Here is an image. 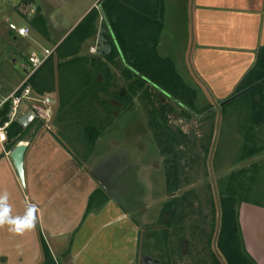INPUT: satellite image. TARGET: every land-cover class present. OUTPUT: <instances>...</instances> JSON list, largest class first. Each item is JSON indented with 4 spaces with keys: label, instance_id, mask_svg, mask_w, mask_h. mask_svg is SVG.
<instances>
[{
    "label": "rangeland",
    "instance_id": "1",
    "mask_svg": "<svg viewBox=\"0 0 264 264\" xmlns=\"http://www.w3.org/2000/svg\"><path fill=\"white\" fill-rule=\"evenodd\" d=\"M98 1L0 0V100L23 82L29 71L24 69V65L28 63L30 51L39 53V46H56L86 11L93 6L99 7ZM175 11L172 9L171 15L179 19ZM37 17L44 21L42 25L32 23ZM9 22L27 25L30 36L16 37L8 29ZM165 22L163 18V28ZM182 25L181 21L174 19L167 31L162 32V28L157 52L171 59L168 54L173 50L172 61L178 64L177 71L184 76V69L180 65V47L184 37L170 33L180 31ZM102 31L99 18L95 34L83 43L80 55L97 54V45L103 40L105 44L106 37ZM169 36L173 43H170ZM103 52L98 56H103ZM108 66L112 73L108 94H100L102 99L110 103L109 111H106L107 125L101 128V135L90 152L69 145L63 136V120L67 115L58 109L57 91L45 96L35 95L32 91L24 105L20 106L17 116L24 114L25 107L27 111L37 114L36 119L27 125L29 128L22 141L29 143L32 149L47 135L53 143L51 149L71 157L84 173L92 170L104 176L107 187L112 190L113 199L129 209L130 231L125 251H129L131 257L136 256L145 245L152 253L161 250L189 252L187 256L181 255L179 264H188L189 258L193 264H213L212 255L221 259L216 249L221 192H234L235 183L241 200L237 204L238 214L240 203L252 202L264 206V127L254 126L247 137L246 130L250 123L245 102L248 97L239 96L222 105L230 96L215 98L197 82L186 83L197 93L195 105L191 109L195 112L193 114L153 87L148 88L149 98L145 96L142 87L137 90V95L132 96L131 101L125 103L123 99L129 90L121 74L122 65L115 60L114 63H108ZM96 78L103 80L101 75ZM84 102L85 110L99 113L97 110L101 106L97 103ZM162 108L167 110L166 125L178 141L175 146L165 141L167 133L162 127L158 131L162 132L161 140L164 142L159 146L151 126L153 109L159 113ZM85 110L80 113L85 115ZM77 113L74 111V118L65 122L71 123L69 127L72 125L74 132L77 131ZM174 165L178 167V186L175 188L170 184L169 188V182L173 181L170 173ZM238 182H241V186H238ZM74 184L69 188L73 190ZM173 199H177L179 205L176 216L170 217L162 208L165 202ZM160 219L164 222L168 219L173 221L168 227L170 238L166 245H159L156 241L165 226L159 227ZM155 228L157 231L153 234ZM150 235L152 238H149ZM241 237L239 234L236 236L240 248ZM117 248L115 246L113 252L120 251ZM132 261V258L126 260L128 264H132Z\"/></svg>",
    "mask_w": 264,
    "mask_h": 264
},
{
    "label": "crops",
    "instance_id": "2",
    "mask_svg": "<svg viewBox=\"0 0 264 264\" xmlns=\"http://www.w3.org/2000/svg\"><path fill=\"white\" fill-rule=\"evenodd\" d=\"M172 9L179 19L171 15ZM164 11L167 22L162 32L174 19L183 24L180 31L170 32L184 37L180 65L187 79L177 71L183 81L197 82L215 98L229 97L264 45V0H165ZM173 52L168 54L172 60ZM174 65L177 70L178 64ZM24 143L22 186L10 158L16 145L10 147L8 137L0 140V193H8L14 217L35 205L37 222L22 234L10 231L8 225L0 227V264H45L42 239L55 264H128L129 209L101 188L92 170L84 173L71 157L51 149L47 135L36 148ZM238 222L247 253L264 264V206L240 203ZM115 246L120 251L113 252Z\"/></svg>",
    "mask_w": 264,
    "mask_h": 264
},
{
    "label": "trees",
    "instance_id": "3",
    "mask_svg": "<svg viewBox=\"0 0 264 264\" xmlns=\"http://www.w3.org/2000/svg\"><path fill=\"white\" fill-rule=\"evenodd\" d=\"M98 6V8L93 6L80 19L56 44L54 51L43 65L23 84V87L29 86L35 95L45 96L57 91L58 109L60 113L67 115L63 120V136L68 143L82 145L78 148L88 152L100 137L101 128L107 125L106 111H109L110 103L107 99H102L100 94H108L109 78L112 77L108 63L118 60L122 65L121 74L129 90V94L123 99L125 103L131 101L132 96L137 95V90L142 87L145 96H150L148 88L153 87L193 114L195 112L191 109L195 105L197 95L196 90L188 86L178 74L172 59L162 57L157 52L159 35L163 28L164 0H99ZM99 18L103 27L101 33L105 35L110 50L104 53L100 50V45H97V54L80 55L83 43L95 34ZM32 23L42 25L44 21L37 17ZM101 52L103 56H98ZM97 75L103 76V80H98ZM243 95L248 97L245 105L250 123L246 130L249 137V132L254 126L264 127V45L258 50L253 67L239 81L229 97L233 98L229 101ZM116 98L121 99L118 96ZM84 101H93L101 106L100 111L97 110L99 113L93 114L90 109L85 110ZM227 102L223 101L222 105ZM83 110L86 112L85 115L80 113L84 112ZM74 111H78L75 118L77 128L75 132L72 125L69 127L71 123H65L66 120L74 118ZM104 111L106 114H103ZM9 112L10 101H6L0 107V125L9 121ZM166 113L167 110L164 108L159 113L153 109L150 123L159 146L164 142L161 140L162 132L158 131L160 127L167 133L165 141L175 146L178 141L166 125ZM35 115L37 117V114ZM28 128L23 127L17 120L9 123L6 134L11 140L10 147L23 140ZM172 170L170 174L173 181L169 182L168 186L171 187L172 184L176 188L178 167L174 165ZM240 172L242 173L243 170ZM238 186H241V182H238ZM97 195L98 192L90 197V204ZM239 196L235 183L234 192H221L217 245L227 264H257L246 252L242 237L241 248L236 239L238 234L241 236L237 210V204L241 201ZM41 245L43 262L55 264L44 239L41 240Z\"/></svg>",
    "mask_w": 264,
    "mask_h": 264
},
{
    "label": "flooded vegetation",
    "instance_id": "4",
    "mask_svg": "<svg viewBox=\"0 0 264 264\" xmlns=\"http://www.w3.org/2000/svg\"><path fill=\"white\" fill-rule=\"evenodd\" d=\"M103 42H104V40H103ZM103 42L100 43V50H103V49L110 50V46L108 45L106 38H105V44H103ZM96 52H97V50H96ZM93 175L95 176V179L99 183L101 188L104 189L108 194L111 195L112 190H109V188L107 187L105 180H104V176L101 175L100 173H96V172H94ZM178 205H179L178 200L173 199L169 202H165L162 209H163V211L168 212L169 216L172 217V216H176ZM162 221H163L162 219L159 220V222H158L159 227H161L163 225H165V226L162 228V231L159 230L162 232V234L157 236L156 241L159 245H161V243H163L162 245H166L168 243L169 238H170L168 236V227L171 226L173 221H172V219H168L167 222H164V221L162 222ZM219 227H220V223H219ZM219 227H218V233H219ZM156 228H158V226ZM156 228L153 230V232H152L153 234H155V232L157 231ZM218 233L216 236V249L218 250V253L220 254L221 259L216 258L214 255H212V257L214 258L213 264H227V262L225 261L224 255L221 253V251L219 250L218 245H217ZM149 238H152L151 235L149 236ZM162 248L164 249L166 247H162ZM182 254H185L187 256V255H189V252L179 253V252H174V251H162L161 250V252L155 251L154 253H152L146 249L145 245H143L142 249L138 252V254L134 257H131V258L133 260L132 264H179V258L181 257ZM188 262H189L188 264H193V262H192V260H190V258H189Z\"/></svg>",
    "mask_w": 264,
    "mask_h": 264
},
{
    "label": "built area",
    "instance_id": "5",
    "mask_svg": "<svg viewBox=\"0 0 264 264\" xmlns=\"http://www.w3.org/2000/svg\"><path fill=\"white\" fill-rule=\"evenodd\" d=\"M8 29L13 32L16 37L27 38L30 36V28L27 25H16L15 23L9 22ZM41 52L35 50L30 51L28 54V63L24 65V69L29 70L23 80V82L17 86L9 95L0 100V107L6 102L10 101V112L9 121L0 125V140L4 141L7 138L6 128L12 120H17L19 116L18 109L23 106L24 101L30 97L32 90L29 86L23 87L24 82L38 69L40 68L45 60L54 51V47L47 48L39 46ZM36 116V115H35Z\"/></svg>",
    "mask_w": 264,
    "mask_h": 264
},
{
    "label": "clouds",
    "instance_id": "6",
    "mask_svg": "<svg viewBox=\"0 0 264 264\" xmlns=\"http://www.w3.org/2000/svg\"><path fill=\"white\" fill-rule=\"evenodd\" d=\"M8 193H0V227L9 226V230L22 234L27 230L35 227L36 223V207L30 205L23 216H12L11 206L8 203Z\"/></svg>",
    "mask_w": 264,
    "mask_h": 264
},
{
    "label": "water",
    "instance_id": "7",
    "mask_svg": "<svg viewBox=\"0 0 264 264\" xmlns=\"http://www.w3.org/2000/svg\"><path fill=\"white\" fill-rule=\"evenodd\" d=\"M235 97V96H234ZM233 97L224 101L227 102ZM23 108V107H22ZM24 114L18 117L17 121L23 127H26L35 117V113L33 111H27V108H23ZM27 149V144L24 142H20L16 144V146L10 152V158L13 162L14 168L16 170L17 176L22 186H25V178H24V155Z\"/></svg>",
    "mask_w": 264,
    "mask_h": 264
}]
</instances>
